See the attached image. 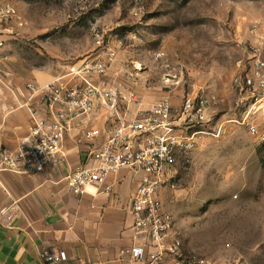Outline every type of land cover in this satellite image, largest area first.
I'll return each mask as SVG.
<instances>
[{
    "label": "rangeland",
    "instance_id": "374dc122",
    "mask_svg": "<svg viewBox=\"0 0 264 264\" xmlns=\"http://www.w3.org/2000/svg\"><path fill=\"white\" fill-rule=\"evenodd\" d=\"M9 1L26 20L8 43L18 71L58 74L102 38L117 49L106 79L134 91L136 105L201 89L219 97L167 209L185 255L264 264V144L223 115L238 61L264 36V0Z\"/></svg>",
    "mask_w": 264,
    "mask_h": 264
},
{
    "label": "built area",
    "instance_id": "2783aa9c",
    "mask_svg": "<svg viewBox=\"0 0 264 264\" xmlns=\"http://www.w3.org/2000/svg\"><path fill=\"white\" fill-rule=\"evenodd\" d=\"M13 21L19 27L26 24L14 4L1 3L0 23ZM116 57V47L98 38L92 53L69 63L55 79L45 84L27 83L30 97L36 99V105H28V134L13 149L0 143V174L45 172L58 162L64 136L76 120L86 124L85 117L103 112L104 128L84 127L93 144L87 161L66 175L67 186L80 194L123 167L140 173V182L131 195L134 228L139 236L131 245L121 247L119 255H128L133 264H210L207 256L183 253L182 239L175 231L176 216L165 209L161 192L178 188L181 175L192 163L199 135L207 132L205 127L212 120L219 97L204 89L176 101L165 94L151 106L138 105L130 114L137 94L106 79ZM3 59L0 53V77ZM232 85L237 97L230 120L245 125L263 143L264 130L252 117L264 110V36L238 61ZM102 133L104 139L97 142ZM16 212L14 203H0V226L12 227ZM39 258L44 264H76L64 249L44 247Z\"/></svg>",
    "mask_w": 264,
    "mask_h": 264
},
{
    "label": "crops",
    "instance_id": "0c3cea01",
    "mask_svg": "<svg viewBox=\"0 0 264 264\" xmlns=\"http://www.w3.org/2000/svg\"><path fill=\"white\" fill-rule=\"evenodd\" d=\"M1 3L14 4L9 0H0ZM16 28L19 26L14 21L0 23V53L4 57L0 77V143L11 149L28 134L31 122L28 105H36L27 83L45 84L63 72L56 74L46 67H32L22 72L13 67L8 43ZM137 107L130 106V114ZM234 110L223 115L233 117ZM231 117L225 122H232ZM85 119L86 124L77 119L65 134L58 162L45 172L3 171L0 174V203H14L17 211L12 227L0 226V264H44L39 258V251L44 247L66 250L76 264H133L128 255H119V249L131 245L139 236L134 228L131 195L141 174L123 167L110 173L103 183L90 185L80 194L72 193L66 184V175L87 161L93 144L85 136L84 127H105L103 112ZM252 119L264 130V110ZM103 139L104 133L96 141ZM181 168L180 165L182 171ZM171 196L170 190L162 189L165 209Z\"/></svg>",
    "mask_w": 264,
    "mask_h": 264
},
{
    "label": "trees",
    "instance_id": "16d2710c",
    "mask_svg": "<svg viewBox=\"0 0 264 264\" xmlns=\"http://www.w3.org/2000/svg\"><path fill=\"white\" fill-rule=\"evenodd\" d=\"M263 144H264V142H263Z\"/></svg>",
    "mask_w": 264,
    "mask_h": 264
}]
</instances>
